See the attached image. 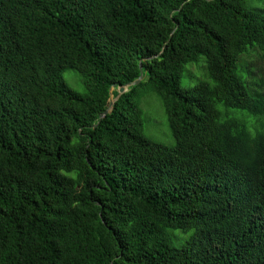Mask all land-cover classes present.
Instances as JSON below:
<instances>
[{"label": "trees", "instance_id": "1", "mask_svg": "<svg viewBox=\"0 0 264 264\" xmlns=\"http://www.w3.org/2000/svg\"><path fill=\"white\" fill-rule=\"evenodd\" d=\"M253 49L249 0H0V264H264ZM202 56L213 83L184 88ZM150 91L174 147L144 134Z\"/></svg>", "mask_w": 264, "mask_h": 264}, {"label": "rangeland", "instance_id": "2", "mask_svg": "<svg viewBox=\"0 0 264 264\" xmlns=\"http://www.w3.org/2000/svg\"><path fill=\"white\" fill-rule=\"evenodd\" d=\"M249 7L264 14V0H249ZM239 68L241 73L242 70L248 73V70L251 69L252 73L251 75L248 73L247 79L254 88L259 89L260 92H264V88L261 89L254 85L257 82L261 83V79L264 78V61L262 60V53L258 49H253L249 54H245L239 62ZM65 78L76 91L80 93L86 92L85 83L77 71L68 70ZM202 82L213 83L209 76L206 56H202L199 62L191 63L186 67L183 77V87L186 89L192 88ZM139 106L143 111L144 134L166 146L174 147L176 139L161 96L155 91L142 94L139 99ZM220 108L225 110L223 106ZM241 117L251 127L250 129L253 132L260 130L264 122V119H258L249 114H241ZM170 234L174 237V244L179 247L187 240L190 233L183 235L182 241H176V236L181 234L180 231H171Z\"/></svg>", "mask_w": 264, "mask_h": 264}, {"label": "water", "instance_id": "3", "mask_svg": "<svg viewBox=\"0 0 264 264\" xmlns=\"http://www.w3.org/2000/svg\"><path fill=\"white\" fill-rule=\"evenodd\" d=\"M179 26V25H178ZM143 68V66H142ZM144 80V73L142 74V76L140 77V79L136 82H134L133 84H129L126 85L122 88L120 95L112 102V105L110 106L109 110L106 111L101 117L104 118L106 115L110 114V112L113 109V106L122 98V96L132 87V86H139L142 84Z\"/></svg>", "mask_w": 264, "mask_h": 264}]
</instances>
